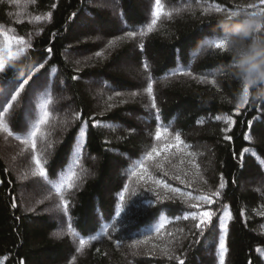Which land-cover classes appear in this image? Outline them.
<instances>
[{
  "label": "trees",
  "instance_id": "1",
  "mask_svg": "<svg viewBox=\"0 0 264 264\" xmlns=\"http://www.w3.org/2000/svg\"><path fill=\"white\" fill-rule=\"evenodd\" d=\"M110 1L0 0V29L25 39L24 52L1 76L43 63L48 75L60 74L69 84L75 113H80L46 162L48 178L59 182L65 175L79 141L85 158L97 157L94 173L66 191L64 221L72 227L73 240L54 235L58 222L47 214L23 208L18 181L0 156V264H178L176 257L185 264H219L222 234L224 264H264V97L249 89L245 98L243 83L232 75L229 52L209 47L222 38L221 18L260 12L264 4L162 0L172 16H162L153 32L129 38L127 31L146 30L155 0ZM129 58L136 65L128 76L120 66ZM177 68L192 75H171ZM149 76L158 117L146 93ZM84 120L88 126L82 137ZM95 121L101 126L93 127ZM158 127H168L160 141L155 139ZM176 133L184 141L180 150L145 159L152 147L174 144ZM142 162L148 170L144 180L132 175ZM189 192L214 201L203 205L215 212L203 235L196 221L183 219L198 211L192 203H201L189 200ZM216 192L220 195H212ZM120 204L127 213L121 214L123 220L115 216ZM225 205L230 219L223 217ZM161 223L165 227L155 232ZM104 226H109L106 235L101 234ZM93 235L100 238L92 241ZM80 239L89 243L78 252ZM134 240L142 243L133 246Z\"/></svg>",
  "mask_w": 264,
  "mask_h": 264
},
{
  "label": "snow or ice",
  "instance_id": "2",
  "mask_svg": "<svg viewBox=\"0 0 264 264\" xmlns=\"http://www.w3.org/2000/svg\"><path fill=\"white\" fill-rule=\"evenodd\" d=\"M261 4H264V0H261ZM249 7H255V5H250ZM217 12H220V8H216ZM261 11H264V9H261ZM49 14V18H50ZM239 15L238 12H232L229 14V17L231 18L232 16ZM171 17L172 12L171 11H166L163 4L162 0H155L154 4V9L151 12V22L147 24L146 30L141 29L139 33L136 31H127L125 33L126 37L129 38H135L138 34L140 36H144L148 33L153 32L157 25L158 21H160L161 17ZM42 17L37 16L36 20H40ZM0 37L4 38V43L0 45V73L4 72L6 69V58L7 59H13L14 57L22 54L24 52V47H20L18 50L13 49V42H15L16 45H25V39L24 37L21 36H10L7 32L0 30ZM117 39H123L117 38ZM115 41H109L108 47L114 46ZM141 49L143 48V45L140 46ZM209 47L213 49H219L221 51H227V45L226 41L222 38H217L213 40L210 44ZM52 50L49 48L48 52H51ZM97 57H102L103 53L102 52H97L95 53ZM45 65L41 63L38 68L35 69V71H39V69L44 68ZM144 69L147 70L149 68V65L147 62L144 63L143 65ZM192 75L191 72L186 71L181 68H177L176 70L172 71L171 75ZM76 77H73L75 79ZM32 79V76L29 75L27 78H24L22 82H16L14 85L11 86V90L9 88H5L3 90H0V133H2L5 138H14L19 141L21 145L24 146L22 151H29L31 153V161L34 164V168L31 171L32 176L36 177L38 176L39 178H42L45 180V182L54 189L55 194L59 197V203L56 205L57 208H59L63 213L67 214L68 212V206H69V201L65 198L64 192L65 190H71L73 189L75 185V181L77 179V172L73 168L68 169V174L62 176V178L59 180V182H53L48 178L49 173L46 168V162H42V154L38 149V139L44 137L46 133L43 131V128L46 127L49 124L50 120V111H49V105L52 103L51 98L49 97L48 99H45L43 103L39 105V118L35 119V121L31 124L30 127L27 126V124L23 127L20 128L19 132H14L13 128L10 127L9 125V120L13 117V107L14 103L18 101V99L21 97L22 93L25 92L26 85L29 84V81ZM149 82L147 84L146 88V93L147 95L151 98V107L153 109H157L155 97L153 95V82L151 80V77L149 76ZM164 79H167L165 77ZM203 79V78H201ZM211 83L215 84V80L211 81ZM47 87V85H45ZM35 91V89H33ZM243 92H244V97L246 98L249 93V88L247 85H244L243 87ZM116 95H120V93H117ZM133 96L136 95V93H132ZM111 99V97L109 98ZM33 110H30L27 115L31 116ZM159 116V110L157 109V117ZM74 119L79 120L80 119V113H75L74 114ZM217 119H220V117H217ZM229 123H232V121L229 119ZM88 126V120L82 121L81 129H80V135L83 137L86 129ZM101 126V122L95 121L93 123V127ZM107 127H112L111 125H106ZM168 133V127H164L163 131L158 127L156 132H155V139L157 141H160L163 137L166 136ZM225 139H231V137H225ZM245 139H248L246 136ZM174 144H167L165 143L161 149H158L157 147H152L151 151H149L146 154L145 159L147 160H154L157 156L160 155L161 151H169L172 148H176L177 150H180L182 146H184V141L181 139V135L179 133H176L174 136ZM83 148V143H78L76 146V154L78 159L74 161L75 164H79V155L80 152ZM247 151V150H245ZM148 174V170L143 164V162L140 164L139 169L134 171L132 175L137 176L140 180H144L145 176ZM179 179V177H176ZM156 184H161V181H154ZM224 184H220V188H224ZM164 188H169L170 191L179 193L180 195H185L180 191V189H173L170 188L169 185L163 184ZM212 195L214 196H219L220 193L216 192L213 193ZM187 197L189 200L192 201H199L201 203H192L190 205L191 208L193 209H198V211H191L183 216L184 220L191 219L193 221H196L195 223V228L199 230L200 234L203 235L204 229L207 228L209 225L212 223V218L215 215L214 211L211 210H206L203 208V205H210L214 203L213 199L209 195H197L193 196L192 193H187ZM120 200H124V196H120ZM122 213H126L125 207L123 204H120L117 206L115 216L118 218H121L123 220L125 217H122ZM223 217L225 219H230V212L228 210V206L225 205L223 209ZM178 219V218H177ZM107 227L109 226H104L102 229V235L107 234ZM165 227L164 223L159 224L158 227L155 228V232L159 233L162 228ZM220 227L222 228L223 232L227 231V223H224L223 220L220 222ZM69 233L75 235L72 232V227L69 224ZM56 236H62V232L54 233ZM171 235V234H169ZM100 237L97 235H93L90 237V240L96 241ZM89 241L85 239H80L79 240V247L77 248V251L80 252L84 249L85 245L88 244ZM119 243V242H117ZM142 243V241L139 240H134L133 241V246H136L138 244ZM219 249L221 251L220 255V261L219 264H224V252L226 251L225 249V243H224V236L223 234L220 237V243H219ZM165 255H168V249H164ZM169 259H172L173 257L171 255L168 256ZM178 260V264H185V261L183 259H180L179 257H176Z\"/></svg>",
  "mask_w": 264,
  "mask_h": 264
},
{
  "label": "rangeland",
  "instance_id": "3",
  "mask_svg": "<svg viewBox=\"0 0 264 264\" xmlns=\"http://www.w3.org/2000/svg\"><path fill=\"white\" fill-rule=\"evenodd\" d=\"M16 1L22 2L23 0ZM3 43L4 38L0 37V45ZM20 47L22 46L16 45L13 42L14 50H18ZM14 61L15 57L13 59H7L6 65ZM132 61L129 58L121 63L120 69L123 71L122 73L128 76L131 74L130 67H135L134 65H136ZM38 67L39 65H28L21 72L9 78H4L0 74V90L5 88L11 90V86L16 82H22L24 78H27L29 75L32 76L29 84L26 85L25 92L14 103L12 110L13 117L9 120V125L13 128L14 132H19L20 128L26 124L30 127L35 119L39 118V105L45 99L51 98L52 103L49 105V111L51 113L49 124L43 128L46 135L38 139V149L42 154V162H47L49 157L55 152L58 144L64 139L68 129L72 126L76 110L69 84L65 82L64 78L60 74L50 76L43 68L35 71ZM132 69L135 70V68ZM33 109L34 112H32L31 116H28L27 113ZM79 143L83 142L79 141ZM23 148L24 146L18 140L11 137L5 138L0 133V156L12 170L18 181L20 200L23 208L28 211L47 214L51 221L55 220L58 222L54 233L62 232V236L68 235L75 240V236L69 233L68 224L64 221V213L56 207L59 203V197L44 179L38 176H32L31 171L34 168V164L31 161V153L29 151H22ZM84 150L83 143V148L79 155V164L74 163L78 159L75 153L74 161L70 166V168H73L77 172L75 185L85 176L92 175L94 173L93 167L97 163V157L95 155H89V157L85 158V154H82ZM67 174L68 170L65 172V175ZM66 191L68 190L64 192L65 198L67 196Z\"/></svg>",
  "mask_w": 264,
  "mask_h": 264
},
{
  "label": "clouds",
  "instance_id": "4",
  "mask_svg": "<svg viewBox=\"0 0 264 264\" xmlns=\"http://www.w3.org/2000/svg\"><path fill=\"white\" fill-rule=\"evenodd\" d=\"M222 39L232 57V75L264 97V11L223 17L219 21Z\"/></svg>",
  "mask_w": 264,
  "mask_h": 264
}]
</instances>
